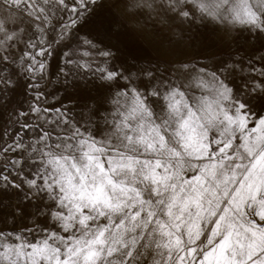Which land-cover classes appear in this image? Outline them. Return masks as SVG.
Masks as SVG:
<instances>
[{
  "label": "snow or ice",
  "instance_id": "snow-or-ice-1",
  "mask_svg": "<svg viewBox=\"0 0 264 264\" xmlns=\"http://www.w3.org/2000/svg\"><path fill=\"white\" fill-rule=\"evenodd\" d=\"M0 264H264V0H0Z\"/></svg>",
  "mask_w": 264,
  "mask_h": 264
}]
</instances>
